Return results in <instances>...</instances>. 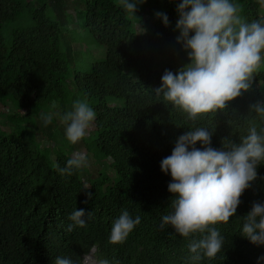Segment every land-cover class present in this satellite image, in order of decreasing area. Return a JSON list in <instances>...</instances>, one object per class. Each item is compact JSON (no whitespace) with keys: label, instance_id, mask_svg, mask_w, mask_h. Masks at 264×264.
<instances>
[{"label":"trees","instance_id":"obj_1","mask_svg":"<svg viewBox=\"0 0 264 264\" xmlns=\"http://www.w3.org/2000/svg\"><path fill=\"white\" fill-rule=\"evenodd\" d=\"M79 1L74 11L72 0H0V106L10 102L16 109L8 116L12 131L0 125V264H55L57 257L84 264L92 250L96 260L109 264H264V245L242 235L243 218L252 205L264 204V163L257 166V178L240 197L234 216L216 226L224 244L214 259L191 261V238L176 235L171 225L160 228L175 199L168 191L171 176L161 172L160 164L193 128L185 114L154 92L166 70L178 71L172 65L157 71V59L180 58L186 51L177 43L180 0H137L134 17L118 0ZM236 2L247 21L264 19L259 2ZM149 8L155 9L154 24L143 18ZM157 13L167 16V26ZM70 21L107 48L106 59L77 72L71 84L96 113L91 136L79 144L94 157L111 159L118 176L112 185L101 174L83 179L84 168L61 175L55 166L65 167L76 147L68 144L67 154L60 152L62 146L54 153L28 128L35 118L49 114L52 105L61 114L67 107ZM256 102L264 103V66L247 92L196 126L212 132L210 146L215 149L224 142L238 145L251 120L260 125L254 113L249 115ZM46 134L53 138L50 130ZM195 147L202 146L198 142ZM75 209L84 210L86 224L68 232ZM122 210L133 218L139 215L141 222L123 244L111 245V227Z\"/></svg>","mask_w":264,"mask_h":264},{"label":"clouds","instance_id":"obj_2","mask_svg":"<svg viewBox=\"0 0 264 264\" xmlns=\"http://www.w3.org/2000/svg\"><path fill=\"white\" fill-rule=\"evenodd\" d=\"M118 4L134 17L137 0H118ZM241 12L236 0H180L177 43L183 44L189 63L175 73L166 70L161 87L154 90L193 124L160 164L161 172L171 176L168 191L175 197L170 204L171 213L161 218L160 228L171 225L176 235L191 238L188 250L193 262L212 260L221 252L224 239L216 226L228 223L234 216L240 197L257 178V166L264 163V103L249 106V115L254 113L260 125L251 120L238 145L224 142L222 149H215L210 146L212 132L196 126L198 120L225 110L229 102L247 92L264 66V19L249 22ZM157 16L167 26V16ZM95 118V111L84 100L74 102L71 110L60 115L68 144L82 141ZM41 119L47 127L53 115H42ZM198 142L202 147H195ZM87 163V154L77 151L65 167H55L61 175L71 176ZM83 217L84 210L75 209L68 217L72 223L67 231L85 227ZM243 220L242 235L253 244L264 245V204L254 203ZM140 222L139 215L133 218L122 210L112 224L109 244H123ZM91 259L87 255L84 262ZM55 264H72V260L57 257ZM96 264L109 261L102 259Z\"/></svg>","mask_w":264,"mask_h":264},{"label":"rangeland","instance_id":"obj_3","mask_svg":"<svg viewBox=\"0 0 264 264\" xmlns=\"http://www.w3.org/2000/svg\"><path fill=\"white\" fill-rule=\"evenodd\" d=\"M253 1L259 2L261 4L260 10H264L263 0ZM74 2L76 3V6L82 3L79 0H72L71 5L73 6V9L75 11L76 6L74 5ZM143 18L154 24L157 21L155 9L149 8L148 11L144 12ZM69 24L70 25L68 28L70 30L69 33L71 36V40L73 41V43L71 44L73 51L71 54L70 77L65 84L66 92L68 95V103L65 112L71 110L73 103L76 101L84 100L87 101V103L90 105V102L82 97L81 93L77 91L75 84H71V82L75 80V75L77 72H84L88 70L92 62L96 60L103 61L107 57V48L104 45H101L100 43L96 42L90 35L85 34V32H82L80 28L76 25V23L70 21ZM4 35L6 37L7 42H9L10 40L8 30L4 31ZM187 63H189L187 59V51H185L184 55L180 58L160 56L156 62V70L162 71L167 65H172L175 69L179 70L180 68L184 67ZM131 73L133 76H136L135 71H132ZM113 102L114 100H111L112 104H114ZM15 111L16 109L14 105H12L10 102H7L6 104L0 106V113L2 114V118H0V125L4 131H12L13 126L8 120V116L10 113H14ZM49 114L53 115L52 123H55V125L51 126L50 129L49 126L52 123L45 127L41 118H35V122L29 125L28 128L30 131H33L37 134L38 140L41 144H43V148L49 147L51 148V151H54L55 153L62 146L65 147V150L60 149V152L67 154L68 143L65 138V126L60 123L59 117L62 114L59 112L57 104L51 106ZM47 130H50L53 138L48 137V135L46 134ZM89 136H91V128L85 139ZM81 145L82 144L77 143L76 145L72 146L76 147L74 152H83L86 153L88 156L87 166L83 167L85 169L83 170L85 171L83 179L95 180L101 174L102 176L108 177L110 179L109 185H112V183L117 180L118 176L116 171L112 168L111 159L100 158L98 156L94 157V154L92 155V153L87 152L86 149ZM106 188L107 186H104L103 190L105 191ZM87 255L90 256L92 259L90 261L84 262V264H96V262H98V260H96L94 256V250H92L85 256Z\"/></svg>","mask_w":264,"mask_h":264}]
</instances>
